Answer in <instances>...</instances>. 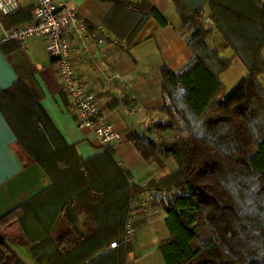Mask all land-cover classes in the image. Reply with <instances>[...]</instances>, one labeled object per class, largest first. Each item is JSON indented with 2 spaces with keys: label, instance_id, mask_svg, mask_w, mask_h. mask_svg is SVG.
Listing matches in <instances>:
<instances>
[{
  "label": "trees",
  "instance_id": "16d2710c",
  "mask_svg": "<svg viewBox=\"0 0 264 264\" xmlns=\"http://www.w3.org/2000/svg\"><path fill=\"white\" fill-rule=\"evenodd\" d=\"M191 1L180 15L193 56L179 69L163 66L161 117L126 134L147 161L163 167L174 157L178 168L161 180L137 183L115 159V145L81 156L23 80L0 91L20 152L50 179L0 214V264H25L2 232L15 220L39 264H130L126 222L146 189L163 193L170 234L159 243L165 264H264V3ZM150 13L165 22L153 6ZM215 32L247 70L228 93L220 74L231 57L212 46Z\"/></svg>",
  "mask_w": 264,
  "mask_h": 264
},
{
  "label": "crops",
  "instance_id": "0c3cea01",
  "mask_svg": "<svg viewBox=\"0 0 264 264\" xmlns=\"http://www.w3.org/2000/svg\"><path fill=\"white\" fill-rule=\"evenodd\" d=\"M53 1L61 7L71 8L76 18L86 24L87 30L82 36L71 34L72 53L78 74L100 103L104 119L121 133V140L114 146L115 159L142 186L175 171L178 164L173 156L165 159L163 167L155 161H147L133 142L126 139V134L132 127H147L161 117L163 66L176 70L193 56L187 38L190 29L183 28L180 15L190 9L187 0ZM202 1L197 0L195 5ZM259 1L264 3V0ZM150 6L162 16L164 23L150 13ZM33 18L31 0H19V7L11 13L0 12V91L10 89L19 79L36 88L43 110L65 141L75 144L83 157L96 155L103 147L94 131L90 127H81L76 113L70 110L72 97L63 86L46 41L41 37L27 41L6 38L10 28ZM210 42L222 56L231 57L236 64V73L226 77L229 83L236 79L239 82L247 70L233 56L232 48L217 32L213 33ZM262 53L264 55V47ZM225 72L220 74L223 86L221 76ZM261 80L264 83V73ZM165 135L171 138L174 131L168 130ZM24 157L0 107V214L27 202L50 184L44 169ZM163 199V193L155 189H146L138 195L132 211L138 226L129 237L131 249L126 254L127 263L165 264L159 243L170 234ZM28 221L33 222V215ZM7 226L2 232L8 237L9 246L25 264H39L28 250L21 223L15 220Z\"/></svg>",
  "mask_w": 264,
  "mask_h": 264
},
{
  "label": "built area",
  "instance_id": "2783aa9c",
  "mask_svg": "<svg viewBox=\"0 0 264 264\" xmlns=\"http://www.w3.org/2000/svg\"><path fill=\"white\" fill-rule=\"evenodd\" d=\"M34 18L24 24L15 25L6 33L7 39L27 41L41 37L46 41L47 49L54 59L64 88L72 97L70 110L76 113L81 127H90L102 147L115 145L121 140V133L106 121L101 112V105L95 95L91 94L77 71V62L72 53L71 34L82 36L87 30L86 24L76 18L71 8L61 7L53 0H31ZM19 7V0H0V12L9 13ZM77 24V26H75ZM74 25V32L72 31ZM76 31V33H75ZM134 218L126 222L125 235L129 238L134 232ZM116 240L111 242L116 247Z\"/></svg>",
  "mask_w": 264,
  "mask_h": 264
},
{
  "label": "rangeland",
  "instance_id": "374dc122",
  "mask_svg": "<svg viewBox=\"0 0 264 264\" xmlns=\"http://www.w3.org/2000/svg\"><path fill=\"white\" fill-rule=\"evenodd\" d=\"M236 63H238V62H236ZM235 65L236 64L234 62H232V60H231L229 66L225 70L226 72L224 73V76H221L222 77V80H223V83H224L223 90H224L225 93L228 92V91L230 92L236 86V84L238 82L237 81L238 79H236L233 83H229L228 78H226L227 76L233 75L234 73H236V71H235ZM12 225H10L9 227L11 228Z\"/></svg>",
  "mask_w": 264,
  "mask_h": 264
}]
</instances>
